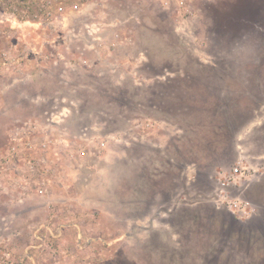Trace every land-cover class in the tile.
I'll use <instances>...</instances> for the list:
<instances>
[{"label":"rangeland","instance_id":"374dc122","mask_svg":"<svg viewBox=\"0 0 264 264\" xmlns=\"http://www.w3.org/2000/svg\"><path fill=\"white\" fill-rule=\"evenodd\" d=\"M3 6L0 264H264V0Z\"/></svg>","mask_w":264,"mask_h":264},{"label":"trees","instance_id":"16d2710c","mask_svg":"<svg viewBox=\"0 0 264 264\" xmlns=\"http://www.w3.org/2000/svg\"><path fill=\"white\" fill-rule=\"evenodd\" d=\"M254 20V19H251ZM220 100H222L220 98ZM247 101H249V98L241 96L240 100L236 101V104L238 105H244ZM205 103H208V100H205ZM222 105H225L224 102H222ZM219 104V106H222ZM225 106H222L220 108H223ZM205 112H203V118H204V123L205 125L209 122L208 126H207V133L210 134V137L213 140V144L212 147L211 145H206L204 147L205 151H209L207 154H203V158H207L209 157L207 160L210 163L211 161L214 163L216 157L219 154H225L227 156H231L232 153V148L231 150L228 151L227 147V142L226 141H230L231 140V134L230 132L227 133L228 131H230V129H233V125L235 124V122H230L229 119V114L226 112V110H218L216 114L211 115L210 112H208L207 110H204ZM211 118H214L216 120V124H214L212 126L211 123ZM212 129V130H211ZM215 144V146H214ZM214 146V147H213ZM219 149V151H218ZM218 151V152H216ZM231 151V153H230ZM260 220V221H259ZM238 224V223H237ZM237 236H243L246 237L247 239H257V240H261L264 241V218H259L258 219V223H245L243 225V227H239L237 226Z\"/></svg>","mask_w":264,"mask_h":264},{"label":"built area","instance_id":"2783aa9c","mask_svg":"<svg viewBox=\"0 0 264 264\" xmlns=\"http://www.w3.org/2000/svg\"><path fill=\"white\" fill-rule=\"evenodd\" d=\"M52 1L53 0H0V4L4 5L3 8H7L11 10L12 14H15L17 16L19 15V16L28 17V16H31L32 14L39 16L43 12V10L50 7V4ZM61 11H63V7H59L58 9H56V13H57L56 15H58V13H61ZM82 154H85V152ZM11 159H12V156L10 153L2 157L0 159V162L4 160L5 162H7V164H9L11 162ZM239 170H240V163H237L233 167V170L231 173L232 176L228 180L227 178L225 180H221V179L219 180L220 182L219 188L221 191L218 192L217 194L219 195L220 200H222V198H227V194H223V190H225V188L230 182H235V176L238 175ZM218 173L221 174V172H218ZM233 204L239 207L238 203L234 202ZM238 209H239V212L241 213L245 212L244 208L239 207Z\"/></svg>","mask_w":264,"mask_h":264}]
</instances>
